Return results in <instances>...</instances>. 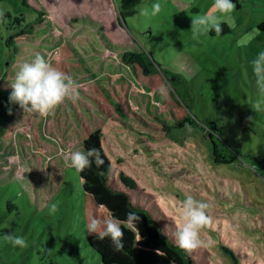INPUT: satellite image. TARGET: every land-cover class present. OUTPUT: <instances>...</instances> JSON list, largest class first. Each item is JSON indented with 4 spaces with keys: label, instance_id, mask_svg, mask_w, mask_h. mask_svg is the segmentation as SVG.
I'll list each match as a JSON object with an SVG mask.
<instances>
[{
    "label": "rangeland",
    "instance_id": "obj_1",
    "mask_svg": "<svg viewBox=\"0 0 264 264\" xmlns=\"http://www.w3.org/2000/svg\"><path fill=\"white\" fill-rule=\"evenodd\" d=\"M27 1L0 0V81L15 55L8 39L36 19L37 9L46 12L54 33L92 43L98 57L115 56L108 45L121 42L178 72V93L196 124L173 127L166 139L153 141L110 119L101 135L114 166L110 184L129 191L176 244L185 197L209 202L213 225L201 232L205 246L189 252L196 264H264V110L252 107L261 98L252 61L264 52L258 28L264 0H233L237 7L227 15L212 8L214 0ZM157 2L161 11L152 16ZM208 12L230 30L194 38L192 18ZM25 137L27 131L16 130L11 140L0 138V264H104L85 235L80 172L65 162L63 180L54 183L46 159L38 188L28 150L19 142ZM221 154L235 157L223 161ZM120 170L137 179L136 189L121 182ZM42 187L51 195L40 207ZM11 233L28 246L6 242Z\"/></svg>",
    "mask_w": 264,
    "mask_h": 264
},
{
    "label": "trees",
    "instance_id": "obj_2",
    "mask_svg": "<svg viewBox=\"0 0 264 264\" xmlns=\"http://www.w3.org/2000/svg\"><path fill=\"white\" fill-rule=\"evenodd\" d=\"M23 1L29 4L27 0ZM37 10L36 19L12 33L7 41L13 46L15 55L0 81V138L11 140L16 130L27 131V137L20 138L19 142L22 148L28 150V158L32 162L29 168L34 170L38 188L46 159L53 182H61L65 176L63 153L100 148L103 128L110 119L123 122L134 134L153 141L166 139L173 127L196 124L190 115L188 101L178 93L177 85L181 82L178 72L165 70L143 50L124 49L121 42L108 45L115 56L103 52L105 54L98 57L92 52V43L84 41L79 44L62 30L54 33V26L47 19L46 12ZM21 18L22 15L16 17L18 21ZM221 27L222 32L230 30L226 22ZM258 28L264 31V17ZM51 50L52 55H48ZM36 54L51 58L56 67L70 74L79 85L84 83L79 87L77 102L66 101L46 118L24 114L19 105L10 100V83L14 81L19 66L31 61ZM105 74H117V77L105 78ZM162 86H169L167 97L160 93ZM212 128L215 131V127ZM236 153L240 154L237 150ZM101 155L104 165L97 168L93 163L80 175L85 191V235L103 263L196 264L188 251L161 233L160 226L144 208L132 202L129 191L111 186L109 178L114 166L104 148H101ZM220 156L223 161L235 157ZM119 178L128 189H136L139 185L135 177L123 170L119 171ZM39 192V205L42 207L51 194L44 187ZM128 212L140 216L137 227L141 240L137 241L135 234L125 228V246L120 251L114 249L110 238L100 240L87 231L86 225L91 218L115 216L125 220Z\"/></svg>",
    "mask_w": 264,
    "mask_h": 264
},
{
    "label": "clouds",
    "instance_id": "obj_3",
    "mask_svg": "<svg viewBox=\"0 0 264 264\" xmlns=\"http://www.w3.org/2000/svg\"><path fill=\"white\" fill-rule=\"evenodd\" d=\"M233 0H214L212 8L221 15L232 13L236 9ZM161 11L160 3L152 5L151 15L155 16ZM144 15H148L147 10ZM3 13H0L2 16ZM193 19L192 33L197 38L202 34L215 30L217 36L222 33V20L219 16L208 12L198 15ZM253 74L256 77L258 92L261 96L252 105L255 111L264 110V52H260L252 61ZM12 89L10 100L19 105L24 114H36L46 118L53 114L55 110L66 101L75 103L79 99L78 82L68 73L56 67L51 58H45L36 54L31 61L23 62L16 74L14 81L10 83ZM169 86H162L160 93L167 97ZM191 130V129H189ZM101 147H91L86 152L75 151L63 153L65 162L69 167L77 172H83L91 168L93 163L97 168L104 165L105 160L101 155ZM103 207V205H101ZM212 205L204 200H199L192 195H187L182 201V224L177 226L175 233L178 246L185 251L192 252L205 246V241L201 238V232L205 228L213 225V218L209 214ZM57 204H52L51 213L57 211ZM140 222V216L134 212H128L126 219L121 220L115 216L108 218H91L86 228L89 234L97 236L100 240L110 238L116 251L124 248V229L132 231L137 241L141 240L137 224ZM4 240L14 247L25 248L27 241L22 236L14 233L5 234Z\"/></svg>",
    "mask_w": 264,
    "mask_h": 264
}]
</instances>
